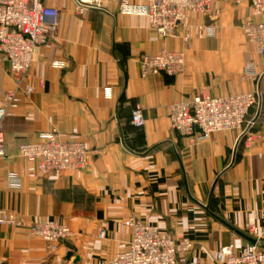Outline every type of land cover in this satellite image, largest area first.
<instances>
[{
  "label": "crops",
  "instance_id": "0c3cea01",
  "mask_svg": "<svg viewBox=\"0 0 264 264\" xmlns=\"http://www.w3.org/2000/svg\"><path fill=\"white\" fill-rule=\"evenodd\" d=\"M41 2L58 10V25L28 71L34 92L2 122L0 217L14 213L21 226L0 225V264L110 260L130 241L123 222L131 217L174 239L186 237L192 243L186 257L198 264H217L216 252L230 244L236 252L250 240L264 248V54L240 29L264 22V14L246 3L214 0V36L198 38L187 29L212 23L204 13H189L186 27L160 38L145 17L120 12L117 0L82 11L75 0ZM160 51L182 52L183 73L141 78L140 58ZM15 89L4 64L0 96ZM254 91L260 100L239 130L198 139L170 128L172 104L202 93ZM136 104L141 129L130 124ZM53 131L92 152L85 169L42 176L18 154L20 144ZM45 220L72 232L53 251L30 232Z\"/></svg>",
  "mask_w": 264,
  "mask_h": 264
},
{
  "label": "built area",
  "instance_id": "2783aa9c",
  "mask_svg": "<svg viewBox=\"0 0 264 264\" xmlns=\"http://www.w3.org/2000/svg\"><path fill=\"white\" fill-rule=\"evenodd\" d=\"M104 0H75L78 11L101 9ZM119 11L146 18L150 29L160 38L175 34L178 26H184L189 13H204L211 24L187 26L194 29L198 38L215 34L213 21L219 13L213 9L214 0H145L137 6L130 0H117ZM235 4L246 3L254 13L264 14V0H233ZM58 25V10L45 7L41 0H0V67L8 66L16 89L0 96V148L4 142L2 122L12 115L22 98L30 96L34 87L27 81L28 71L36 50L54 38ZM240 29L244 37L255 45L259 55L264 54V22L247 21ZM186 40V38L184 39ZM139 76L164 74L177 76L184 71V55L176 51H160L155 55L143 56L138 63ZM246 78L252 73L244 69ZM260 100L258 92L234 96H210L205 93L169 106L170 128L180 136L208 138L211 134L225 130H239L251 109ZM130 124L136 129L144 125L141 107L136 104L131 110ZM18 154L35 162L42 176L59 175L85 169L92 152L81 141L64 140L56 132H49L30 143L18 146ZM0 225L20 227L14 213L0 217ZM124 227L131 231V238L122 252L110 260L86 262L85 264H198L187 259L192 243L186 237L174 239L162 233L156 226L138 219L128 218ZM255 234L254 228L250 230ZM31 234L41 238L46 249L53 251L68 239L70 228L56 221L45 220L30 226ZM100 232L98 237H103ZM217 264H264V248L257 241L246 244L238 252L233 245L222 246L215 254Z\"/></svg>",
  "mask_w": 264,
  "mask_h": 264
},
{
  "label": "water",
  "instance_id": "95a60500",
  "mask_svg": "<svg viewBox=\"0 0 264 264\" xmlns=\"http://www.w3.org/2000/svg\"><path fill=\"white\" fill-rule=\"evenodd\" d=\"M255 241H253V240H250V243H254ZM67 256H70V253L69 254H67Z\"/></svg>",
  "mask_w": 264,
  "mask_h": 264
}]
</instances>
